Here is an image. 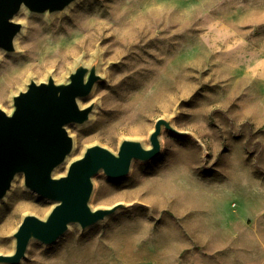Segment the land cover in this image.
I'll return each mask as SVG.
<instances>
[{
	"label": "rangeland",
	"instance_id": "1",
	"mask_svg": "<svg viewBox=\"0 0 264 264\" xmlns=\"http://www.w3.org/2000/svg\"><path fill=\"white\" fill-rule=\"evenodd\" d=\"M14 20L23 38L0 57V108L30 79L65 82L80 63L101 76L82 104L89 119L66 126L71 161L93 144H149L158 117L184 133L163 127L157 156L92 177L90 205L121 204L114 212L31 239L4 264H264V0H76ZM52 205L17 174L0 204V254L24 215Z\"/></svg>",
	"mask_w": 264,
	"mask_h": 264
},
{
	"label": "water",
	"instance_id": "2",
	"mask_svg": "<svg viewBox=\"0 0 264 264\" xmlns=\"http://www.w3.org/2000/svg\"><path fill=\"white\" fill-rule=\"evenodd\" d=\"M76 0H0V48L13 51L14 38L21 24L14 20L23 7L31 12L63 11ZM101 78L94 64H77L65 82L30 79L12 96L10 112L0 108V200L3 199L17 174L23 175L25 187L50 199L53 205L45 218L34 214L22 217L13 232L11 253L0 254V264L16 263L24 256L31 239L51 243L71 223L84 229L103 220L121 204L93 208L90 196L92 177L100 170L117 178L129 172L133 159L147 160L160 150L162 128L182 134L171 121L158 117L149 134V146L139 140L123 139L116 153L104 146H87L81 156L72 160L66 172L54 176L53 171L72 149V138L66 126L82 124L89 119L92 104L80 106L78 99L90 94Z\"/></svg>",
	"mask_w": 264,
	"mask_h": 264
},
{
	"label": "bare ground",
	"instance_id": "3",
	"mask_svg": "<svg viewBox=\"0 0 264 264\" xmlns=\"http://www.w3.org/2000/svg\"><path fill=\"white\" fill-rule=\"evenodd\" d=\"M21 9H25V7L22 6ZM21 32H22V31H21ZM21 32H19V33L15 36L14 40L17 39V38H20V39L23 38V36L21 35ZM95 33H96V36L102 37V36H103V33H104V27L100 25L99 28H97V30L95 31ZM79 38H81V36L79 37V36L75 35V36L72 38L71 42H70V44L73 46V53H76V52L78 51V48H80V46L82 47V46L84 45V39H83V40H80ZM4 53H5V50L2 49V48H0V57H1ZM79 58H80V57H79ZM79 58H78V59H79ZM78 59H77V60H78ZM85 98H86V97H82V98H79V99H78V103L80 104V106H82L83 101L85 100ZM10 110H11L10 108L6 109L7 112H10ZM132 130L136 131L137 129L135 128V129H132ZM143 145H144L145 147L149 146V144H148L147 142H143ZM70 161H71L70 157L67 156L66 159H65L61 164H59L58 166H56V167L54 168L53 174H56V173H57V170H58L59 168H61L63 165H67ZM14 190H15V189H14ZM145 191H147V189H145ZM14 193H15L14 191H13V193H11V196H12V197L15 196ZM4 198H5V197H4ZM2 200H3V199L0 200V204H1ZM0 210H2V209L0 208ZM72 224H75V223H71L69 226H71ZM6 226H7V222H6V223H3V225L1 226V230L4 229V227H6ZM1 238H3V236H1Z\"/></svg>",
	"mask_w": 264,
	"mask_h": 264
}]
</instances>
